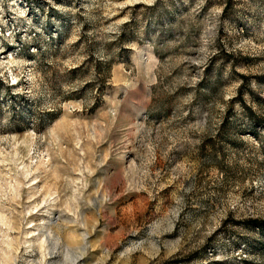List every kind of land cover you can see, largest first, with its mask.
<instances>
[{
  "label": "rangeland",
  "instance_id": "374dc122",
  "mask_svg": "<svg viewBox=\"0 0 264 264\" xmlns=\"http://www.w3.org/2000/svg\"><path fill=\"white\" fill-rule=\"evenodd\" d=\"M0 264H264V0H0Z\"/></svg>",
  "mask_w": 264,
  "mask_h": 264
}]
</instances>
